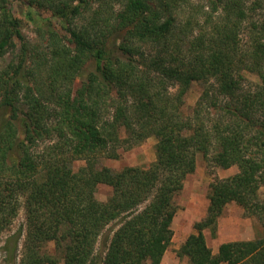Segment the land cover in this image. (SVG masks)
I'll return each mask as SVG.
<instances>
[{"label": "trees", "instance_id": "1", "mask_svg": "<svg viewBox=\"0 0 264 264\" xmlns=\"http://www.w3.org/2000/svg\"><path fill=\"white\" fill-rule=\"evenodd\" d=\"M197 7L0 0V236L22 208L27 231L22 254L24 227L7 237L0 264H161L174 199L198 154L238 173L210 185L207 215L179 256L264 264V237L226 242L217 254L205 237L232 203L264 228V0ZM194 85L201 94L187 113ZM151 137L148 169L102 165ZM100 185L113 190L107 202L96 198Z\"/></svg>", "mask_w": 264, "mask_h": 264}, {"label": "rangeland", "instance_id": "2", "mask_svg": "<svg viewBox=\"0 0 264 264\" xmlns=\"http://www.w3.org/2000/svg\"><path fill=\"white\" fill-rule=\"evenodd\" d=\"M191 1L198 7L207 6V0ZM24 10V7L20 4L13 5L14 15L23 21L25 36L33 38L34 29L24 17ZM46 16H50V14H46ZM18 47L19 46H17L16 50H18ZM5 60H7L6 62L8 63L10 59L7 56ZM91 70H93V67L88 68L87 73ZM251 81L253 82L254 79L249 77L246 84L249 86V84L252 83ZM200 90V86L194 85L188 93L185 102L187 113H190L195 107L201 94ZM156 144V138L151 137L131 150L121 149L120 158L118 160L106 159L102 161V165L115 171H120L129 167L148 169L156 161ZM83 165V162L76 161L74 167L78 170ZM237 173V167L228 170L221 169L207 161L202 154H198L195 172L186 178L183 190L180 191L174 199L177 213L172 224L173 239L161 264H189L187 258L179 256V251L184 245V242L195 233V225L202 221L207 215L210 185L216 180L226 179ZM111 189L112 188L106 185H100L98 189H96V198L101 202H107L113 195V190ZM259 194L261 198L264 199V187ZM25 224L26 212L25 209L22 208L11 229L0 236V262L4 260L3 246L5 245L7 237L17 232L21 227H24V236L19 248V252L22 254L23 242L27 232ZM205 237L208 246L213 250L214 254H217L219 247L226 242L251 241L263 238L264 228L258 220L249 218L242 207L232 203L225 208L224 212L219 217L216 229L205 231ZM99 241L96 250L101 252L103 250L101 245L102 241Z\"/></svg>", "mask_w": 264, "mask_h": 264}]
</instances>
